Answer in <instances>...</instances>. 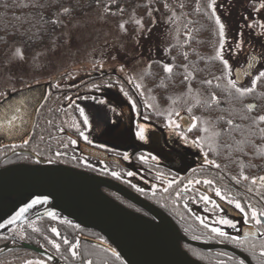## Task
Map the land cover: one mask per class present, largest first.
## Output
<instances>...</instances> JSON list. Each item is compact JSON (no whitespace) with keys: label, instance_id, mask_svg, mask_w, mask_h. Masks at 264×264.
Listing matches in <instances>:
<instances>
[{"label":"flooded vegetation","instance_id":"1","mask_svg":"<svg viewBox=\"0 0 264 264\" xmlns=\"http://www.w3.org/2000/svg\"><path fill=\"white\" fill-rule=\"evenodd\" d=\"M262 63L260 56L253 52L247 54L244 64L237 66L243 68L244 79L240 83L234 79V82L246 83L247 87L251 84L254 89L260 86L264 78L257 80L255 86L252 81L257 78L254 71L259 70ZM73 75L53 78L42 104L45 106L41 105L36 113L33 127L39 115L54 136L52 143L47 144L46 153L14 147L12 151L25 150L23 153H27L14 162L35 163V154L45 161L111 178L163 210L185 236L226 245L244 253L252 264H264V217H259V225L251 218L253 210L264 212V169H246L241 161L244 155L237 153L240 150L237 146L231 147L234 152L230 155L221 152L224 148L217 150L210 122L196 121L198 109L194 105L176 108L174 113L166 115L165 110L171 107L168 106L169 97L158 100L160 105L156 111L149 106L144 107L133 89L117 73L81 72L70 78ZM249 95L252 92L245 96ZM256 104L255 98L245 102L251 111H256ZM92 108L94 111L90 116L88 113ZM71 109L79 121V129L75 132L66 124ZM255 113L258 120L261 114L259 111ZM64 115L65 123H60L59 117ZM84 117L91 121V127L86 126ZM194 123L196 126L192 127ZM140 125L145 126V140L137 136ZM59 136L65 140L59 141ZM258 140L257 146L261 141ZM125 154L128 159L124 158ZM223 156L225 161L221 164L219 159ZM129 172L133 175L129 176ZM103 190L125 207L150 216L142 207L115 191ZM217 190L220 195H217ZM237 201L244 212L235 207ZM223 220L231 221L235 227L221 223ZM33 221L34 227L30 221L12 231L9 236L12 247H21L18 246L19 241L33 243L48 251L50 257L25 248L27 251H5L0 264H124L110 250L85 239L105 241L94 229L51 217ZM215 222L221 225L220 230L226 233L225 236L212 231L219 229ZM41 224L46 228L44 233ZM53 228L59 235L52 232ZM27 230L34 234H26ZM65 238L70 244L63 243ZM51 239L60 245L59 250ZM72 245L76 246V256L72 255ZM91 245L98 247L103 255L86 250V247L92 248ZM181 245L191 256L207 264H246L225 248L203 250L184 242ZM205 257L209 260H202Z\"/></svg>","mask_w":264,"mask_h":264},{"label":"rangeland","instance_id":"2","mask_svg":"<svg viewBox=\"0 0 264 264\" xmlns=\"http://www.w3.org/2000/svg\"><path fill=\"white\" fill-rule=\"evenodd\" d=\"M200 2L214 22L216 38L212 54L221 61L227 84L231 85V82H234L233 69L242 66L250 52L260 56L263 62L254 73L258 76L263 72L264 0H200ZM178 9L169 7L160 12L158 9H151L146 20L136 15L118 19L109 16L106 18L99 12L104 10L94 9L81 17L71 19L48 47L39 49L29 56L23 54L18 44L12 45L0 60V101L12 91L50 81L58 76L78 75L81 72L108 74L113 72L117 73L125 84H129L144 107L149 106L156 111L160 104L153 94L152 85L148 83L149 77L145 78L143 74L153 61H158L164 68L166 65L171 67V47L182 38L183 30V12ZM217 19L224 25L223 37L220 36V24L217 23ZM17 49L20 50L19 56L23 59L17 55ZM257 49L259 52H256ZM75 75L70 78H75ZM245 84L236 85L246 88ZM250 85L248 87H251ZM200 93L192 88L171 93L168 98V106L171 107L165 110L166 115L174 113L176 108L183 109L193 105ZM93 111L92 108L88 114L92 116ZM256 111L264 115V105L256 106ZM72 112L71 109L69 118L64 115L59 117L58 121L65 123L64 120L68 119L66 124L75 132L79 129V121ZM196 115L197 122H207L203 116L198 113ZM91 124L87 119L86 126L91 127ZM262 124L264 127V123ZM210 131L215 137V129ZM63 140L65 139L59 136V141ZM14 144L0 141V153L13 150ZM24 146L26 149L35 150L33 142ZM30 225L36 226L34 221H31ZM217 226L221 228L220 224ZM14 229L8 234L12 235ZM51 240L55 244L54 239ZM86 250L103 255L98 247H86Z\"/></svg>","mask_w":264,"mask_h":264},{"label":"water","instance_id":"3","mask_svg":"<svg viewBox=\"0 0 264 264\" xmlns=\"http://www.w3.org/2000/svg\"><path fill=\"white\" fill-rule=\"evenodd\" d=\"M243 71L241 67L233 70L236 82L243 81ZM49 84L45 81L22 87L0 101V141L13 143L29 136ZM33 155L35 163L14 162L0 167V235L10 236L8 232L18 225L51 217L98 231L105 241L85 239L110 250L124 264H207L191 256L182 242L203 250L225 248L252 264L244 253L226 245L185 236L163 210L111 178ZM103 188L131 200L150 216L125 207ZM34 200L44 202L32 205ZM21 209L27 211L18 216ZM18 246L45 257L51 255L33 243L19 241Z\"/></svg>","mask_w":264,"mask_h":264},{"label":"trees","instance_id":"4","mask_svg":"<svg viewBox=\"0 0 264 264\" xmlns=\"http://www.w3.org/2000/svg\"><path fill=\"white\" fill-rule=\"evenodd\" d=\"M169 7L183 10L178 9L183 12L182 38L171 47V72L165 71L158 61H153L143 74L145 78L149 77L147 80L152 85L154 96L157 100H166L175 91L189 88L200 91L193 105L198 109V114L206 118L212 129H215L217 150L224 148L221 152L230 155L234 152L231 147L237 146L240 148L237 153L242 152L244 155L241 161L245 163L246 169H264V132L259 131L264 127L258 120L255 125L252 124L250 118H256V113L245 105L252 98L256 99L257 106L264 105V82L254 89L252 98L250 95L240 96L227 84L222 63L212 54L216 38L214 22L200 0H0V60L14 44L21 47L25 56L48 47L71 19L94 9L104 10L99 12L106 18L136 15L146 20L151 9L160 12ZM213 96L218 103L212 100ZM229 119L233 125L239 126L238 130H233L227 124ZM51 132L45 120L38 115V121L29 136L23 143L14 145L26 148L24 145L33 142L35 150L46 153L48 142L52 143L54 138ZM258 139L261 141L257 146ZM24 156L27 153L18 150L0 153V167ZM256 160L257 164L254 165ZM219 161L222 164L225 157H220ZM40 228L43 233L46 232L43 224ZM26 234L34 233L27 230ZM12 246L9 236L0 235V250L8 247L0 253V258L6 255L5 251H27L23 247ZM206 258L202 260L208 261L209 258Z\"/></svg>","mask_w":264,"mask_h":264},{"label":"snow or ice","instance_id":"5","mask_svg":"<svg viewBox=\"0 0 264 264\" xmlns=\"http://www.w3.org/2000/svg\"><path fill=\"white\" fill-rule=\"evenodd\" d=\"M262 7H264V5H262ZM65 11H67V9H65ZM45 22H46V21H45ZM57 22H58V21H52V23H57ZM137 23H140V22L137 21ZM217 23L220 24V36L223 37V36H224V25H223L222 23H220L219 19H217ZM121 27H123V25H121ZM16 53H17V55L19 56L20 50L17 49V50H16ZM19 58H20V59H23L22 56H19ZM220 58L223 59L222 56H221ZM225 64H227V61H225ZM165 71H167V72H171L172 69H171V67H169V66L166 65V66H165ZM260 78H264V72H260V73H259V75L257 76L256 80H253V81H252V85L255 86L257 80H259ZM206 83H209V84H210L211 81H206ZM231 87H232L233 89H235L236 93H238L240 96H244V95H246V94L251 93V92L254 91V87H248V88L237 87V85L235 84V82H231ZM212 100H214V101H216V102L218 103V100H216V97H215V96L212 97ZM194 119H195V118H194ZM250 119H252V124H253V125H255V124L257 123V119H256V118H250ZM258 121L261 122V123H264V115L259 116V117H258ZM86 122H87V118H85V123H86ZM227 124H228L233 130H238V128H239L238 125H233V121H232L231 119H229V120L227 121ZM195 126H196V124L194 123V124L192 125V127H195ZM177 127H179V125H177ZM250 127H251V126H250ZM145 131H146L145 126H144V125H140V126H139V131L137 132V136H138V138H139L140 140H145V139H146ZM259 131H260V132H264V128L259 129ZM85 139H87V137H85ZM124 158H125V159H128L129 157H128L127 154H125ZM142 159H143V157H142ZM209 163H214V161H210ZM216 166L219 167V165H216ZM112 174H113L114 176L118 175L117 173H112ZM128 175H129V176H132L133 173H132V172H129ZM244 179H247V177H244ZM262 179H264V178H262ZM205 183H209V184H210L211 181H205ZM217 195H220L219 190H217ZM203 199L207 200L208 197H203ZM43 202H44V201L34 200V201L32 202V205H35V204H38V203H43ZM230 203H231V201H230ZM32 205H29V207H32ZM235 207H236L237 209H240L241 212H244V211H245V209L241 206V203L238 202V201L235 202ZM25 211H27V209H21V212L18 213L17 215L19 216L20 214H22V213L25 212ZM49 215L52 216V215H54V214H53V213H49ZM259 217H264V212L257 213L255 210H253L252 213H251V218H252V219H255V221H256V223H257L258 225L261 224V220L259 219ZM11 222H14V221H10V223H11ZM221 223L231 225V221H229V220H223V221H221ZM231 226L235 227V225H231ZM212 231L218 233L220 236H225V235H226V233H224L223 231H221L220 229H217V228L212 229ZM52 232H54V233H56L57 235H59L57 229H55V228L52 229ZM50 243H51V241H50ZM63 243H64V244H70V242H69L66 238L63 240ZM54 246L57 248V250H59V248H60V245H59V244H54ZM75 247H76L75 245H72V255H73V256H76V254H77L76 251L74 250ZM262 255H264V253H262ZM89 264H91V262H89Z\"/></svg>","mask_w":264,"mask_h":264}]
</instances>
